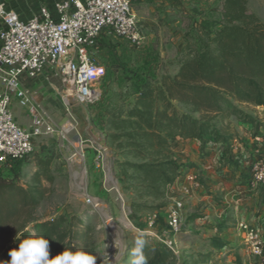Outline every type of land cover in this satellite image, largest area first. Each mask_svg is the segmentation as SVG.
<instances>
[{
  "label": "rangeland",
  "instance_id": "1",
  "mask_svg": "<svg viewBox=\"0 0 264 264\" xmlns=\"http://www.w3.org/2000/svg\"><path fill=\"white\" fill-rule=\"evenodd\" d=\"M223 2L224 0H145L134 5L133 12L143 33V41L138 45H130L111 33L99 37L95 57L105 67V76L100 84L101 97L92 105H75L70 110V115L63 108L57 76L43 79L35 87L36 97L54 122L57 132L33 141L32 156L20 165V182L24 185L30 183L36 169L35 158L45 151L53 154L51 170L54 181L48 186L49 192L44 200L31 213H24L5 227L7 232L0 234V248L7 243L10 233L18 225L28 220L44 221L66 214L81 217L94 227L91 237L100 245L95 256L96 264H117L122 258L132 255L135 237L143 235L142 232L152 231L159 237L164 236L168 210L172 201L178 200L183 206V227L175 237L169 236L176 242L179 253L175 264H201V254L206 252L208 240L214 237H219L227 249L234 250V254L227 256L224 252H212L204 264H238L234 255L240 257L241 264H258L248 253L244 234L237 225L244 223L253 229L264 247V189L255 188V193H251L249 179V168L256 156L254 153V157L249 155V150L264 152V110L241 106L261 124L258 128L253 126V137L257 136L262 142L260 146L256 147L254 144V148H245L244 153L237 150L238 156L229 158L233 167L231 182L234 180L237 185L234 196L236 203L232 212H228L230 214H227L226 220L222 223L216 221L215 225L208 226L201 222L208 209L201 203V188L206 187L208 181H205L201 171V160L205 158V152L198 144L179 141L172 146L174 158L192 167L187 174L192 175L194 180H185L169 190L163 209L134 214H130L125 208L124 200L127 197L123 198L119 182L115 178L118 170L112 166L111 150L105 146V157L104 153L101 156L98 153V146L105 145L104 131L110 114L131 103L135 84L146 76L175 74L184 56L187 37L196 34L195 29L202 21L220 24ZM246 8L249 14L264 22V0H246ZM11 110L17 125L28 130L31 125L28 110L15 102L12 103ZM237 123L231 117L224 125L238 134L240 129ZM256 141L255 143L259 142ZM78 154H82L81 168L71 162L76 161ZM100 157L107 160L109 171L96 167ZM223 162H220L221 170L225 166ZM80 169L85 170L81 184L75 179ZM85 191L94 200L96 208L86 204ZM212 198L217 203L215 207L222 206L215 196ZM151 222L153 225L149 227ZM151 238L153 241L157 240ZM148 241L151 240H146Z\"/></svg>",
  "mask_w": 264,
  "mask_h": 264
},
{
  "label": "trees",
  "instance_id": "2",
  "mask_svg": "<svg viewBox=\"0 0 264 264\" xmlns=\"http://www.w3.org/2000/svg\"><path fill=\"white\" fill-rule=\"evenodd\" d=\"M195 32L187 37L177 72L138 81L131 103L112 112L105 126V146L112 152L115 178L130 214L163 209L169 188L192 168L174 158L176 141H200L201 150L206 138L228 142L232 135L224 123L231 117L261 126L241 106L264 107V22L247 12L246 0H224L220 24L202 21ZM29 156L32 153L11 167L0 165V234L7 232L10 222L31 213L54 181L53 154L45 151L35 158L30 183L22 184L20 165ZM93 233L94 227L78 216L28 220L10 233L0 248V260H9L8 252L29 237L49 240L50 259L63 251H83L95 258L100 245ZM141 241L143 246L138 247ZM132 250L117 264H134L141 256L146 264H175L171 251L151 237L136 236ZM212 252L234 254L214 237L201 254V264Z\"/></svg>",
  "mask_w": 264,
  "mask_h": 264
},
{
  "label": "built area",
  "instance_id": "3",
  "mask_svg": "<svg viewBox=\"0 0 264 264\" xmlns=\"http://www.w3.org/2000/svg\"><path fill=\"white\" fill-rule=\"evenodd\" d=\"M145 0H59L54 15L42 10L27 21H21L12 11L0 6V165L11 167L32 152L33 141L55 134L54 122L36 97L35 87L50 76L60 82L59 95L65 113L75 105L88 106L97 102L102 94L100 84L105 67L95 57L98 39L111 33L130 45L140 44L144 37L133 6ZM25 107L31 118L28 130L18 126L12 114V103ZM81 144V143H80ZM100 156L106 155L105 145L98 146ZM82 155V154H81ZM80 154L72 164L82 167ZM100 157L96 167L108 170V162ZM81 170L76 180L81 181ZM79 178V179H78ZM187 181L194 180L192 175ZM250 184L264 189V154L249 168ZM187 193V191L185 190ZM84 200L96 208L86 191ZM168 210L166 233L159 237L152 231L143 235L163 243L178 260L175 237L182 230V203L172 201ZM153 224L149 223V227ZM244 243L250 256L264 264V247L261 238L248 225L240 223Z\"/></svg>",
  "mask_w": 264,
  "mask_h": 264
},
{
  "label": "crops",
  "instance_id": "4",
  "mask_svg": "<svg viewBox=\"0 0 264 264\" xmlns=\"http://www.w3.org/2000/svg\"><path fill=\"white\" fill-rule=\"evenodd\" d=\"M58 1L59 0H0V6L6 12H14L21 21H27L32 17V15L37 14L42 10H47L52 15H54V6ZM3 28L4 26L0 21V31ZM257 109L264 110V107H258ZM237 124L238 128L240 129V132L238 134L240 135L228 129L226 132L227 134L232 135L231 140H229L228 142H216L212 138H206L204 141V146L202 148L203 153L205 152V158L201 160V171H203V178H205V181H208L209 183L207 182V186L203 187L204 189L201 188V193H203L201 194V203H204V205L208 207V209L206 210L207 215L201 222L203 224L207 223L208 226L209 224L215 225L216 221L218 223L224 222L226 220L227 214H230L228 212H232V209H234V204L236 203L234 196L236 193L237 185L234 180L233 182H231V173L233 171V167H231L229 158L233 159L235 156H238L236 154L237 150H240L242 153H244L245 148H254V144H256V147L260 146V142H262V139H259L257 136L255 138L253 137V125L239 122ZM236 139H239V141ZM256 140L259 142L255 143ZM179 141L181 140L176 141L174 144ZM191 142L198 144L199 147L201 146L200 141L194 140ZM252 145L253 147H251ZM249 152V155H251L252 157H254V154H256L253 161L264 154V152L260 153V151L257 149H255L254 152L250 149ZM225 155H227V157ZM175 159L180 164H183L177 158ZM222 161H224L223 164L225 166L221 170L220 162ZM234 174L236 175V172H234ZM187 175L189 174H186L184 178H178L174 185L169 188V190L177 187L179 183H184L185 180H187L185 178ZM233 178L235 177L233 176ZM205 190L209 192V195H206L207 192ZM254 190L255 188L251 185V193H255ZM212 196H215L219 200V202L222 203V206L215 207L217 203L212 201ZM256 198L257 196L254 197V199ZM218 226L225 227L224 225Z\"/></svg>",
  "mask_w": 264,
  "mask_h": 264
},
{
  "label": "clouds",
  "instance_id": "5",
  "mask_svg": "<svg viewBox=\"0 0 264 264\" xmlns=\"http://www.w3.org/2000/svg\"><path fill=\"white\" fill-rule=\"evenodd\" d=\"M143 242H138L142 247ZM139 255V253H137ZM9 260H0V264H96V259L90 254L79 251L76 253L63 251L54 258H49V240L43 237H29L18 243V248L8 252ZM134 264H146L141 256Z\"/></svg>",
  "mask_w": 264,
  "mask_h": 264
},
{
  "label": "bare ground",
  "instance_id": "6",
  "mask_svg": "<svg viewBox=\"0 0 264 264\" xmlns=\"http://www.w3.org/2000/svg\"><path fill=\"white\" fill-rule=\"evenodd\" d=\"M84 175H83V173H81V177H83Z\"/></svg>",
  "mask_w": 264,
  "mask_h": 264
}]
</instances>
